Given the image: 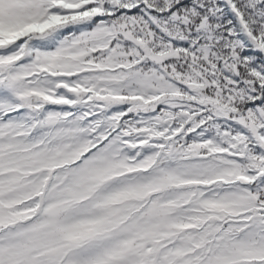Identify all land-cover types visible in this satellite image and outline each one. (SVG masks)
<instances>
[{
	"label": "snow or ice",
	"instance_id": "snow-or-ice-1",
	"mask_svg": "<svg viewBox=\"0 0 264 264\" xmlns=\"http://www.w3.org/2000/svg\"><path fill=\"white\" fill-rule=\"evenodd\" d=\"M0 264H264V0H0Z\"/></svg>",
	"mask_w": 264,
	"mask_h": 264
}]
</instances>
